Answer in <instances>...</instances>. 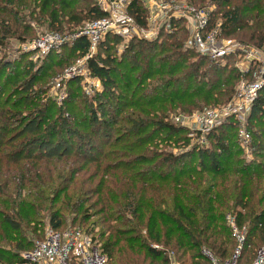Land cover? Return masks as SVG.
<instances>
[{
	"label": "trees",
	"instance_id": "1",
	"mask_svg": "<svg viewBox=\"0 0 264 264\" xmlns=\"http://www.w3.org/2000/svg\"><path fill=\"white\" fill-rule=\"evenodd\" d=\"M187 1L213 8L209 27L220 22L224 38L264 50V0ZM128 12L144 23L140 0H129ZM102 17L93 0H0V264H26L20 253L43 237L39 228L47 221L62 231L67 215L108 264H168L171 255L212 264L206 253L223 263L238 245L231 216L245 231L237 264H252L264 249V87L249 117L251 160L232 123L184 151L185 131L168 121L231 101L240 79L232 59L222 65L185 49L182 24L157 40L134 39L120 54L119 38L108 35L87 61L102 90L89 98L71 79L58 106L48 87L87 53L86 39L41 63L20 49L7 55L9 41L33 40L32 22L71 36Z\"/></svg>",
	"mask_w": 264,
	"mask_h": 264
},
{
	"label": "built area",
	"instance_id": "2",
	"mask_svg": "<svg viewBox=\"0 0 264 264\" xmlns=\"http://www.w3.org/2000/svg\"><path fill=\"white\" fill-rule=\"evenodd\" d=\"M93 1L104 14L101 19L85 22L71 36L45 32L20 47L22 52H32L33 60L39 61L51 51L59 52L67 41L79 37L86 39L87 53L77 59L74 65L65 68L55 79L57 82L51 87L49 97L57 105H61L67 96L64 86L74 78L84 79L80 86L89 98L102 90L99 79L91 75L87 61L96 55L99 45L108 35L123 39L124 43L117 51L120 54L134 39L157 40L161 35L176 32L182 24L187 32L185 49L222 65L226 64L228 58L232 59L240 79L227 104L203 107L190 114L169 115L168 121L185 131L188 145L184 151L205 147L208 135L225 124L232 123L240 150L246 160H251L253 156L248 122L253 104L264 87V50L221 37L220 22L209 27L213 11L211 7L198 9L185 0H140L145 10L144 23L140 25L128 12L129 0ZM180 151L182 150L173 149L174 154ZM227 222L237 240V248L232 258L223 263L206 253L212 264H237L245 231H239L235 227L233 217L227 216ZM20 257L26 264H108V258L101 252L98 242L79 227H69L62 231L47 229L41 239L32 240V249L20 253ZM252 264H264V249L257 252Z\"/></svg>",
	"mask_w": 264,
	"mask_h": 264
},
{
	"label": "rangeland",
	"instance_id": "3",
	"mask_svg": "<svg viewBox=\"0 0 264 264\" xmlns=\"http://www.w3.org/2000/svg\"><path fill=\"white\" fill-rule=\"evenodd\" d=\"M187 3H189L187 0H185ZM32 27H33V29H34V31H35V35H34V38H33V40L35 39V38H37V37H39L40 35H42V34H44L45 32H50L48 29H45V28H36V26L34 25V22H32ZM221 37H223L222 35H221ZM224 38V37H223ZM224 39H226V40H229V41H236V42H239V43H243V44H246V45H248V46H252V47H255V46H253V45H250V44H248V43H244V42H241V41H239L240 39H239V37L237 38V36H233V37H231V38H224ZM70 40V39H69ZM31 41V40H30ZM30 41H26L25 43H27V42H30ZM105 41V40H104ZM103 41V42H104ZM118 44L115 46V48H116V51H118V49L123 45V43H124V41H123V39H121L120 37H119V41L117 42ZM22 44H24V43H19V42H16V41H14V40H11V41H9L8 42V51H7V55H11L12 53H13V57H15L18 53L16 52L18 49H20L21 50V45ZM100 46V45H99ZM255 48H257V47H255ZM258 49H261V48H258ZM99 50V49H98ZM98 50H97V52H96V54L98 53ZM24 52V51H23ZM28 53V52H27ZM30 53V59L33 61V62H36V63H41L44 59H42V60H39V61H34L33 60V57H34V55H33V53L32 52H29ZM117 54H119L118 52H117ZM12 57V58H13ZM75 64V62L73 63V64H71V65H74ZM70 65V66H71ZM69 67V66H68ZM67 68V67H66ZM65 70V69H64ZM63 72H61L60 74H59V76L62 74ZM58 76V77H59ZM58 77H56L55 79H57ZM53 80L51 83H50V85H49V87H48V94H50V91H51V87L54 85V83H56L57 81L56 80ZM76 79H78V81H79V85L81 84V81L82 80H84V79H82V78H76ZM67 85H68V83H66L65 84V94L67 95ZM82 90V89H81ZM49 96V95H48ZM59 106V105H58ZM178 113H180L179 111H176V112H173V113H170V115H174V114H178ZM248 125H249V122H248ZM209 136V135H208ZM208 136L205 138V146H206V144L208 143ZM191 144L193 143V142H190ZM159 147H161V146H159ZM90 223H88V225H89ZM79 225V223L77 224V222L75 223L74 222V217L72 216V215H67L66 216V218H65V221H64V224H63V226L60 228L61 230H65V229H67V228H69V227H77ZM81 225V224H80ZM40 229V237H42L43 235H44V233L47 231V229H51L50 227H49V225H48V222L47 221H45V224L41 227V228H39ZM94 234H96L97 232H98V230H99V228L97 227V226H95L94 228ZM39 237V238H40ZM95 237H96V239H97V234L95 235ZM36 238H38V237H36ZM170 257V259H169V263L168 264H179L174 258H173V256L171 255V256H169ZM214 259V258H213ZM144 264H151L150 263V261H146ZM152 264H160L159 262H154V263H152Z\"/></svg>",
	"mask_w": 264,
	"mask_h": 264
}]
</instances>
